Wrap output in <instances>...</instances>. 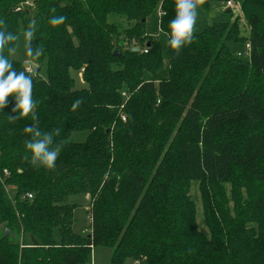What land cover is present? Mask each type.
Here are the masks:
<instances>
[{
    "label": "trees",
    "instance_id": "obj_1",
    "mask_svg": "<svg viewBox=\"0 0 264 264\" xmlns=\"http://www.w3.org/2000/svg\"><path fill=\"white\" fill-rule=\"evenodd\" d=\"M230 1L241 3L247 33L239 17L220 22L177 56L146 32L160 9L168 40L175 0H0L7 31L37 22L32 44L45 51L33 59L46 62V79L34 70L35 112L42 131L60 130L52 146L62 145L54 170L34 167L24 132L33 120L10 121L19 112L8 97L0 264H85L96 247L111 251L112 264H264V0H204L198 9ZM52 16L66 20L51 25ZM231 44H249L248 57ZM78 71L85 88H75ZM75 133L86 140L72 142ZM81 194L90 224L78 233L67 200Z\"/></svg>",
    "mask_w": 264,
    "mask_h": 264
},
{
    "label": "clouds",
    "instance_id": "obj_2",
    "mask_svg": "<svg viewBox=\"0 0 264 264\" xmlns=\"http://www.w3.org/2000/svg\"><path fill=\"white\" fill-rule=\"evenodd\" d=\"M204 0H175V18L169 23V31L163 34L168 37L167 44L178 56L182 47L193 43L195 36V25L199 16L198 6ZM53 12L55 9L52 10ZM66 20L65 16H52L49 20L51 25H60ZM37 22L30 20L27 28L23 31L25 49L28 57L38 59L44 54L42 45L33 46ZM17 34L7 31L6 22L0 20V110L7 107L8 97L15 96L16 107L14 112H19V116L10 117V121L25 118L31 115L33 123L24 128V132L29 135L25 141V147L31 152V162L34 167H41L54 170L62 145L53 147L54 136L60 134L59 129L51 132L42 131L39 127V117L35 112L37 101L33 100L34 72L17 71L13 66V58L19 45L13 42L19 40ZM13 44L11 47H6ZM5 51L9 55H5ZM83 103L82 98L76 99L72 104L75 111Z\"/></svg>",
    "mask_w": 264,
    "mask_h": 264
},
{
    "label": "rangeland",
    "instance_id": "obj_3",
    "mask_svg": "<svg viewBox=\"0 0 264 264\" xmlns=\"http://www.w3.org/2000/svg\"><path fill=\"white\" fill-rule=\"evenodd\" d=\"M231 2H232V6L229 8L232 10L231 17L226 16V10L228 9L226 7V4H223V3L217 4L213 2L209 3L206 9H204L202 12H199L198 20L195 25V32L199 33L203 31V29L211 25L218 24L220 22L228 21L229 23H232L234 19H236V17H239L238 20H239V24H241V32L242 34L247 33V29H246L247 26L245 24V21L241 13V3L233 2V1ZM158 11H160V9H158L157 12H155L152 16H150L147 19L146 32L147 34L152 35L155 38L156 37L159 38L163 42L164 47L166 48L167 41L165 37L162 34H160L159 28H158V20H159ZM110 21L115 22V23H120L125 28L128 26L127 23L122 19L110 18ZM23 31H24V28L21 25L19 34H18L20 38L17 41V45H19V47L17 49V52L15 53L13 60L23 63L25 65V68L30 66L33 72L34 70H39V76L42 79H46V62H43V64L39 66L37 63H35L33 57L27 56L26 49H25V41L23 37ZM231 45L234 46L231 48L235 51V53L240 52V51L242 52L244 49L243 45H239V44H231ZM81 72L82 71L71 73V76L75 80L76 89H81V88L86 87L85 83L82 81ZM163 76H166V72H163ZM159 77H162V74ZM86 137H87L86 133H75L71 136V140L72 142H75V143H83L86 140ZM191 195L194 197L196 201V207L198 210V219H199L198 221H199V224H201L202 210H201V204L199 202V193H198L196 185H193L192 190H191ZM67 204L77 205V208L74 211V217L76 221L74 225V230L80 233L81 231L87 229V227H89V224H90V221L88 219V214H87L89 212V204H90L89 196L85 194L70 196L67 200ZM54 238L56 240H59V236L57 232H54ZM17 239H18L17 236L13 238L14 241H16ZM18 242L19 244H21L20 240ZM110 254H111V251L109 249H106L103 247H96L95 250L91 252L90 258L85 264H112L110 261ZM91 256L92 258H94V261H92ZM125 264H131V262L128 261Z\"/></svg>",
    "mask_w": 264,
    "mask_h": 264
},
{
    "label": "built area",
    "instance_id": "obj_4",
    "mask_svg": "<svg viewBox=\"0 0 264 264\" xmlns=\"http://www.w3.org/2000/svg\"><path fill=\"white\" fill-rule=\"evenodd\" d=\"M26 6H31V4L26 3ZM231 6H232V2L231 1L226 3V7L230 8ZM161 15H162L161 11H158V16L161 17ZM249 51H250L249 44H245V47H244L243 51L242 52L241 51L240 52H237L236 53V56L238 58L248 57ZM143 53H147V51L144 50ZM25 71L26 72H33L32 68L30 66L26 67L25 68ZM122 96L125 97V94L123 93ZM121 119H122V121H125V117L123 115L121 116ZM4 174L5 175H8V173L6 171H4ZM26 198L27 199H31L32 198V195L31 194H28V195H26ZM85 231L87 232V230H85Z\"/></svg>",
    "mask_w": 264,
    "mask_h": 264
},
{
    "label": "water",
    "instance_id": "obj_5",
    "mask_svg": "<svg viewBox=\"0 0 264 264\" xmlns=\"http://www.w3.org/2000/svg\"><path fill=\"white\" fill-rule=\"evenodd\" d=\"M131 51H133V52H138V51H139V48H131ZM8 234H10V232L5 230L3 236L6 237Z\"/></svg>",
    "mask_w": 264,
    "mask_h": 264
},
{
    "label": "crops",
    "instance_id": "obj_6",
    "mask_svg": "<svg viewBox=\"0 0 264 264\" xmlns=\"http://www.w3.org/2000/svg\"><path fill=\"white\" fill-rule=\"evenodd\" d=\"M86 230H87V229H86ZM93 250H95V248H93L91 252H93ZM110 255H111V254H110ZM91 259H92V261H94V258H92V256H91ZM131 264H133V262H131Z\"/></svg>",
    "mask_w": 264,
    "mask_h": 264
}]
</instances>
